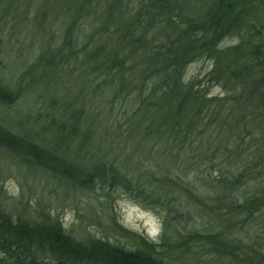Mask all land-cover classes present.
<instances>
[{"label": "trees", "instance_id": "1", "mask_svg": "<svg viewBox=\"0 0 264 264\" xmlns=\"http://www.w3.org/2000/svg\"><path fill=\"white\" fill-rule=\"evenodd\" d=\"M261 2L0 0V21L11 16L25 28L32 21L46 35L14 82L0 69V103L16 99L19 80L34 68H44L45 79L77 69L93 83L92 97L119 102L118 113L101 105L109 133L124 141L116 163L111 146L95 163L77 160L90 133L86 126L75 140L79 122L103 120L96 102L91 112L79 106L58 120L50 115L40 132L0 120V148L82 188H120L163 215L154 240L109 221L108 228L131 240L126 245L104 236L77 240L72 225L59 219L0 209V264H179L195 260V241L228 245L223 233L185 231L179 215H251L264 204V192L256 201L255 192L240 191L264 179V15L251 19ZM24 11L33 12L28 22ZM199 57L211 60L209 70L185 79V65ZM212 84L222 94H208ZM172 219L182 223L173 236Z\"/></svg>", "mask_w": 264, "mask_h": 264}, {"label": "rangeland", "instance_id": "2", "mask_svg": "<svg viewBox=\"0 0 264 264\" xmlns=\"http://www.w3.org/2000/svg\"><path fill=\"white\" fill-rule=\"evenodd\" d=\"M257 6L256 15L252 21L264 15V2ZM32 11H24L20 17L25 21L31 20ZM256 16L258 17L256 19ZM8 21H0V69L3 79L14 82L22 75L28 64L38 51V43L46 35L38 33L34 22L13 24L11 16ZM250 19V20H251ZM41 35V36H40ZM225 40H229L228 37ZM234 39H231L233 41ZM34 50V51H33ZM33 51V52H32ZM211 60L199 57L187 62L184 78L202 77L210 68ZM64 70L45 79L44 68H34L23 74L19 80L18 96L9 104L0 103V120L5 125L20 131H41L47 118L52 115L56 120L63 115L77 113L79 106L82 111H93L98 104L106 108L112 104L118 113L119 102L113 98L103 100L92 97V82L84 77L77 69ZM16 87V85H14ZM208 94H222L218 85H210ZM98 102V104L96 103ZM102 107V105H101ZM103 120L90 117L82 119L77 126L78 140L85 132L86 126L90 133L86 136L79 151L75 152L77 160L88 164L99 161L102 153L109 149L115 154L114 162L121 153L123 139L109 133L110 120L105 110L101 108ZM77 118V117H75ZM73 120V119H72ZM51 127L44 132L50 137ZM81 139V138H80ZM122 145V147H121ZM111 146V148H110ZM129 150V149H128ZM127 150V151H128ZM263 180V181H262ZM258 186L245 183L240 191L247 197L250 193L258 196L264 192V179ZM256 203V202H255ZM0 209L3 214L20 217L40 215L43 218L59 219L65 227L72 225L73 235L77 240L93 236H104L108 240L130 245L128 237L120 236L108 228L107 224L113 219L121 226L132 230L135 234L142 233L148 239L158 237L162 228L160 211L139 204L128 192L120 188L99 187L82 188L70 180L53 174L41 168L33 160L24 155L0 148ZM184 223L185 231L194 229L199 232L225 234L228 245L224 249H215L216 243L205 244L195 241L192 249L195 260L181 259L179 264H264V204L251 215H179ZM171 236L176 228H181L179 222L170 221ZM177 250L169 253L170 258L178 263ZM193 258V257H192Z\"/></svg>", "mask_w": 264, "mask_h": 264}, {"label": "water", "instance_id": "3", "mask_svg": "<svg viewBox=\"0 0 264 264\" xmlns=\"http://www.w3.org/2000/svg\"><path fill=\"white\" fill-rule=\"evenodd\" d=\"M38 262H49V263H51L52 261L50 259L41 258L38 260Z\"/></svg>", "mask_w": 264, "mask_h": 264}]
</instances>
